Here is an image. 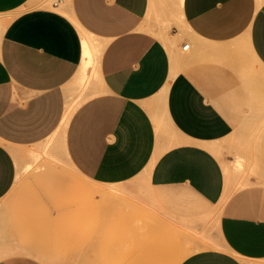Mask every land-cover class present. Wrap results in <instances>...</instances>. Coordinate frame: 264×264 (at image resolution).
I'll return each instance as SVG.
<instances>
[{
    "label": "crops",
    "instance_id": "1",
    "mask_svg": "<svg viewBox=\"0 0 264 264\" xmlns=\"http://www.w3.org/2000/svg\"><path fill=\"white\" fill-rule=\"evenodd\" d=\"M0 264H264V0H0Z\"/></svg>",
    "mask_w": 264,
    "mask_h": 264
},
{
    "label": "rangeland",
    "instance_id": "2",
    "mask_svg": "<svg viewBox=\"0 0 264 264\" xmlns=\"http://www.w3.org/2000/svg\"><path fill=\"white\" fill-rule=\"evenodd\" d=\"M47 6L50 7L51 6L50 3ZM176 6L177 5H176L175 2H168L167 6H166L167 7L166 19H163L162 21L152 22L151 25H150L151 29H155L158 32L159 31L163 32L164 35L167 36V37L169 36L168 40L172 39L173 44L176 43V38H181L182 35L184 33H186L182 17L180 15L179 11L177 10ZM171 33H175L176 34L174 38L170 37ZM94 79H95L94 74L93 75L91 74L90 77H88V79H86V81L84 82V85H86L85 88H84L83 83L80 84L78 82V86L80 88H82V89L77 87V89H76V91L74 93H71L70 95H68V99L67 100L71 101L70 102L71 104L70 103L69 104L72 107V110H74V108L78 107L82 102H84L88 97L91 96V94L89 93L90 85L92 87V81H94ZM213 151L221 158V156H222L221 146H218L217 144H214ZM94 187L96 189V192H97V189H101L97 185H94ZM101 192H99V191L97 192L99 196H101L104 193V190L102 189ZM106 192H109V190L107 189ZM107 209H108V211H107V214H108L109 213V206H107ZM108 217H109V214H108ZM85 250L86 251H90V252L94 251V239L93 238L90 241V243L87 245Z\"/></svg>",
    "mask_w": 264,
    "mask_h": 264
},
{
    "label": "bare ground",
    "instance_id": "3",
    "mask_svg": "<svg viewBox=\"0 0 264 264\" xmlns=\"http://www.w3.org/2000/svg\"><path fill=\"white\" fill-rule=\"evenodd\" d=\"M178 1H181V0H178ZM3 31V30H2ZM85 35V37L84 36H82L83 37V39H82V46H83V59H82V64H81V66H80V70H79V73H78V76H77V79H78V82L80 83V84H82L83 83V85H84V82L86 81V79H88V75H87V69L89 68V67H91L92 68V75L94 74V76H97L98 74V72H97V68H96V64H97V60H98V58H99V55H100V53H101V50H102V47H103V44L100 42V40L99 41H96V40H94L93 42H92V40H93V38H91L89 35H87V33H84ZM160 37H162V36H160ZM169 37V36H168ZM95 38V37H94ZM166 40H167V38H166ZM169 44V43H168ZM166 45V44H165ZM166 48H168V47H166ZM172 55V54H171ZM101 56V55H100ZM95 80V79H94ZM77 81V80H76ZM100 81V80H99ZM96 82V81H95ZM94 81H93V83H95ZM98 82V81H97ZM100 83H101V81H100ZM100 83H99V85H100ZM96 84V83H95ZM78 86V85H77ZM85 86L86 85H84V88H85ZM101 86V85H100ZM79 87V86H78ZM83 87V86H82ZM90 87H91V85H90ZM80 88V87H79ZM78 88V89H79ZM80 89H82V88H80ZM97 90H98V88H97ZM70 99V98H69ZM71 101L70 100H68V102H67V106H66V111H65V113H64V117H63V120H62V125H65L68 121H69V118L71 117V114L73 113V111L76 109V108H74V110H72V107L70 106V103ZM70 103V104H69ZM73 105V104H72ZM75 106V105H74ZM60 126V125H59ZM58 129H59V127H58ZM64 130V129H63ZM65 131V130H64ZM56 134H57V132H56ZM60 135V134H59ZM210 147H213V146H209V148ZM37 151V150H36ZM32 153L34 154V150L32 151ZM37 153V152H36ZM36 153H35V155H36ZM28 154H30L31 155V153L30 152H28ZM34 155V156H35ZM225 166V165H224ZM228 168V167H227ZM227 168L225 169L226 170V172L227 173H229V171L227 170ZM101 192L100 190H97V192ZM188 236V235H187ZM185 238V237H184ZM183 238V239H184ZM192 238V237H191ZM187 240H189V238L187 237ZM183 241V240H182ZM185 244V243H184ZM188 244V243H187ZM195 244V243H194ZM189 246H190V244H188ZM193 250V249H192Z\"/></svg>",
    "mask_w": 264,
    "mask_h": 264
},
{
    "label": "built area",
    "instance_id": "4",
    "mask_svg": "<svg viewBox=\"0 0 264 264\" xmlns=\"http://www.w3.org/2000/svg\"><path fill=\"white\" fill-rule=\"evenodd\" d=\"M53 5H55V4H53ZM186 48H188V44H185V45L183 46V49H186Z\"/></svg>",
    "mask_w": 264,
    "mask_h": 264
}]
</instances>
